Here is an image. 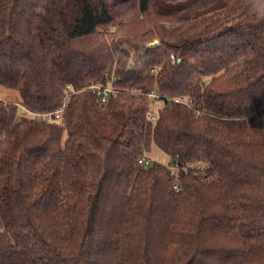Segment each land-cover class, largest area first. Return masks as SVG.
I'll use <instances>...</instances> for the list:
<instances>
[{
    "label": "trees",
    "instance_id": "trees-1",
    "mask_svg": "<svg viewBox=\"0 0 264 264\" xmlns=\"http://www.w3.org/2000/svg\"><path fill=\"white\" fill-rule=\"evenodd\" d=\"M0 87V264H264V0H0Z\"/></svg>",
    "mask_w": 264,
    "mask_h": 264
},
{
    "label": "built area",
    "instance_id": "built-area-1",
    "mask_svg": "<svg viewBox=\"0 0 264 264\" xmlns=\"http://www.w3.org/2000/svg\"><path fill=\"white\" fill-rule=\"evenodd\" d=\"M115 78L112 77L109 79L105 84L102 83H93L90 84L87 89L91 92V94L95 95L98 101L102 104H104L109 96L115 91V88L113 86V80ZM71 89L70 87H67V93H70ZM148 101L150 104L149 109L146 111V115L148 117L154 118L156 116V110L159 106L162 105V101L159 99V95L154 91H150L147 94ZM171 101L176 102V103H183V104H189L191 100L189 99L188 95L184 96H176L171 99ZM155 104H158V107H156ZM19 105V104H17ZM19 107L22 109V115L27 114L30 115L31 117L38 119L39 121H58L60 120L64 107H65V102L60 104L55 110L50 111V112H33L29 109L22 108V106L19 105ZM151 159L147 156V153H144L142 156H140L137 160L138 164L140 165H147ZM168 166L172 169H176L178 167L177 164H171L170 162L167 163Z\"/></svg>",
    "mask_w": 264,
    "mask_h": 264
},
{
    "label": "rangeland",
    "instance_id": "rangeland-1",
    "mask_svg": "<svg viewBox=\"0 0 264 264\" xmlns=\"http://www.w3.org/2000/svg\"><path fill=\"white\" fill-rule=\"evenodd\" d=\"M0 98L2 99H7V100H17L18 98V94L16 91L8 89V88H3L0 87ZM157 108L158 104H155ZM156 152H158V156H156ZM147 156L151 159V160H157L160 159V162H164V163H168L170 162V158L169 156L162 152L161 150H158V148L156 146H152V149L149 153H147Z\"/></svg>",
    "mask_w": 264,
    "mask_h": 264
},
{
    "label": "water",
    "instance_id": "water-1",
    "mask_svg": "<svg viewBox=\"0 0 264 264\" xmlns=\"http://www.w3.org/2000/svg\"><path fill=\"white\" fill-rule=\"evenodd\" d=\"M157 43H158V40L155 39L153 42L149 43L148 46H154V45H156ZM131 67H132V63L130 62V63H129V68H131Z\"/></svg>",
    "mask_w": 264,
    "mask_h": 264
},
{
    "label": "crops",
    "instance_id": "crops-1",
    "mask_svg": "<svg viewBox=\"0 0 264 264\" xmlns=\"http://www.w3.org/2000/svg\"><path fill=\"white\" fill-rule=\"evenodd\" d=\"M149 153V152H148ZM159 154H158V152H156V156H158ZM159 161H160V159H158ZM164 163V162H163Z\"/></svg>",
    "mask_w": 264,
    "mask_h": 264
}]
</instances>
